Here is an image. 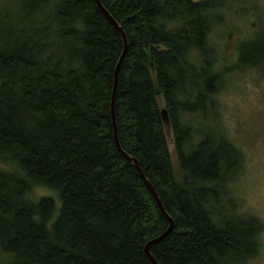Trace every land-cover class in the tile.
I'll return each instance as SVG.
<instances>
[{"label": "trees", "instance_id": "16d2710c", "mask_svg": "<svg viewBox=\"0 0 264 264\" xmlns=\"http://www.w3.org/2000/svg\"><path fill=\"white\" fill-rule=\"evenodd\" d=\"M100 1L129 43L121 146L175 223L151 253L159 264H244L263 224L223 209L243 154L214 128L195 141L189 122L226 75L209 36L232 0ZM255 42L240 64L264 69V34ZM123 50L94 0L0 1V158L14 167L0 170V264H153L145 248L170 221L115 144ZM40 186L58 191L57 216L53 198H30Z\"/></svg>", "mask_w": 264, "mask_h": 264}, {"label": "rangeland", "instance_id": "374dc122", "mask_svg": "<svg viewBox=\"0 0 264 264\" xmlns=\"http://www.w3.org/2000/svg\"><path fill=\"white\" fill-rule=\"evenodd\" d=\"M14 5L18 7L17 2ZM223 15V22L212 26L209 37L219 62L227 68L226 75L217 93L210 98L207 113L191 116L189 122L195 141L201 139L203 126L214 128V134L222 135L242 152L244 160L226 187L230 199H224L223 209L227 214L254 218L263 224L257 255L244 264H264V69L240 64L243 51L264 34V0H232ZM158 103L161 110L167 108L163 95H159ZM168 146L179 174L170 129ZM0 170L12 171L14 167L7 159L0 158ZM45 197L56 201L57 216L60 209L58 191L40 186L30 194L33 200ZM232 198L236 203L234 207L230 203Z\"/></svg>", "mask_w": 264, "mask_h": 264}, {"label": "water", "instance_id": "95a60500", "mask_svg": "<svg viewBox=\"0 0 264 264\" xmlns=\"http://www.w3.org/2000/svg\"><path fill=\"white\" fill-rule=\"evenodd\" d=\"M94 2L96 3V5L99 7V9L101 10V12L105 15L106 19L108 20V22L113 25L121 34V36L123 37V42H124V50L121 56V59L118 63V66L116 68L115 71V80H114V90H113V98H112V118H113V127H114V139H115V144L116 147L118 149V151L125 157V159H127L129 162L133 163L136 167V169L139 171V173L141 174V177L143 178L145 185L147 186L148 190L151 192L152 196L155 198L159 208L161 209V211L168 217L169 221H170V225L169 228L166 230V232H164V234H162L161 236L155 238L154 240L150 241L146 248H145V253L147 255V257L149 258V260L153 263V264H159L156 260V258L153 256V254L150 251V248L152 245L164 240L165 238H167L169 236V234L172 232V230L174 229V220L173 218H171L169 216V214L166 212L164 205L159 197L158 192L156 191V189L154 188V186L151 184V182L147 179V177L145 176V174L143 173L142 169H141V165L139 163V161L133 157H131L129 154H127L120 143L119 140V134H118V126H117V119H116V113H115V103H116V91H117V85H118V79H119V75H120V69H121V65L123 60L125 59V56L128 52V48H129V43H128V39H127V35L124 32L123 28L120 26V24L113 18V16H111V14L108 12V10L103 6V4L101 3L100 0H94ZM167 109H163L161 111V116L163 118V120L165 121V123L167 125H169V121H168V117H167Z\"/></svg>", "mask_w": 264, "mask_h": 264}]
</instances>
